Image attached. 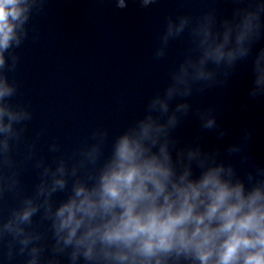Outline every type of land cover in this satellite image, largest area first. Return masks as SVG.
<instances>
[{
    "label": "clouds",
    "instance_id": "obj_1",
    "mask_svg": "<svg viewBox=\"0 0 264 264\" xmlns=\"http://www.w3.org/2000/svg\"><path fill=\"white\" fill-rule=\"evenodd\" d=\"M47 2L0 0V200L6 194L17 200L6 218L0 216L6 261L264 264V165L247 151L251 132L239 142L205 148L203 133L215 131L221 141L227 133L214 107L192 103L206 89L226 85L248 60V94L264 96V47L254 52L264 38V0H232V13L223 18L214 8L168 16L153 58H165L170 43L185 33L188 46L143 115L114 137L106 127L95 128L69 156L53 140L51 160L40 154L44 129L27 138L33 112L11 103L18 84L8 76L19 62L15 49L29 38L30 21ZM135 2L148 9L157 0ZM113 3L124 10L129 0ZM190 115L199 131L185 142L176 131ZM21 145L23 157L17 159ZM28 168L39 179L24 194L21 175Z\"/></svg>",
    "mask_w": 264,
    "mask_h": 264
}]
</instances>
